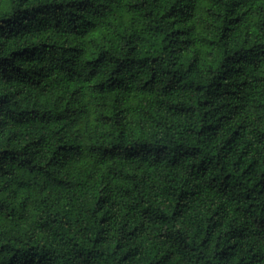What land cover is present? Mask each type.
<instances>
[{
	"label": "trees",
	"instance_id": "16d2710c",
	"mask_svg": "<svg viewBox=\"0 0 264 264\" xmlns=\"http://www.w3.org/2000/svg\"><path fill=\"white\" fill-rule=\"evenodd\" d=\"M0 264H264V0H0Z\"/></svg>",
	"mask_w": 264,
	"mask_h": 264
}]
</instances>
